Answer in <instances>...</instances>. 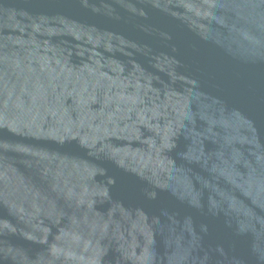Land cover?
<instances>
[{
    "label": "water",
    "instance_id": "water-1",
    "mask_svg": "<svg viewBox=\"0 0 264 264\" xmlns=\"http://www.w3.org/2000/svg\"><path fill=\"white\" fill-rule=\"evenodd\" d=\"M0 264H264V0H0Z\"/></svg>",
    "mask_w": 264,
    "mask_h": 264
}]
</instances>
